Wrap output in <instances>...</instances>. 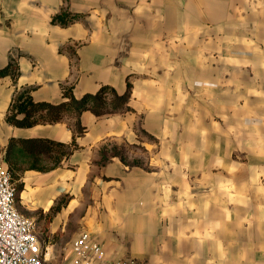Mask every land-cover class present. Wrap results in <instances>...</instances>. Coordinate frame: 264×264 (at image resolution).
Segmentation results:
<instances>
[{
  "label": "crops",
  "instance_id": "crops-1",
  "mask_svg": "<svg viewBox=\"0 0 264 264\" xmlns=\"http://www.w3.org/2000/svg\"><path fill=\"white\" fill-rule=\"evenodd\" d=\"M12 59L0 148L15 141L18 206L58 238L41 240L47 264L86 231L107 264H264V0H0V70ZM103 86L128 108L84 111L81 133L6 121L17 93Z\"/></svg>",
  "mask_w": 264,
  "mask_h": 264
},
{
  "label": "built area",
  "instance_id": "built-area-1",
  "mask_svg": "<svg viewBox=\"0 0 264 264\" xmlns=\"http://www.w3.org/2000/svg\"><path fill=\"white\" fill-rule=\"evenodd\" d=\"M16 199L12 173L0 167V264H47L37 223L18 211ZM71 253L72 258L61 264H107L103 245L87 231L75 239Z\"/></svg>",
  "mask_w": 264,
  "mask_h": 264
},
{
  "label": "trees",
  "instance_id": "trees-1",
  "mask_svg": "<svg viewBox=\"0 0 264 264\" xmlns=\"http://www.w3.org/2000/svg\"><path fill=\"white\" fill-rule=\"evenodd\" d=\"M18 65L14 59L8 66L0 70V78L11 76L13 79L18 77ZM66 100L59 104L48 102H36L29 92L17 93L10 105L6 115V121L16 127L28 128L38 124H55L64 121L66 118L77 120L76 130L81 133L83 128L80 125V117L84 111L90 110L97 116L109 115L127 110L129 94L119 95L109 86H103L96 94H86L81 99H76L71 91L64 93ZM15 141L12 140L5 157L8 162V170L12 173L13 181L17 175L15 167L9 162V152ZM23 142V141H20ZM27 146L45 151H56L64 149L63 144L54 143L47 140L26 141ZM31 146V147H32ZM21 188L23 184L21 183ZM20 188V191L22 190ZM19 189L16 187L18 194Z\"/></svg>",
  "mask_w": 264,
  "mask_h": 264
},
{
  "label": "rangeland",
  "instance_id": "rangeland-1",
  "mask_svg": "<svg viewBox=\"0 0 264 264\" xmlns=\"http://www.w3.org/2000/svg\"><path fill=\"white\" fill-rule=\"evenodd\" d=\"M5 157L6 156H5L4 152H3V149L0 148V167H6V164H5L6 163V159H5ZM14 179H15V182H14L15 187H17V189H19L18 190L19 192L17 194V199H16V201H17L16 204H17L18 211L22 215H24L26 217H29V218H32V219H34L36 221V223H37V233H38V235H39V237H40V239L42 241L43 240L44 241H48V240L55 241V240H57L58 238L56 236L51 237V235L48 234V232H49V229H48L49 217L44 218L45 221H43V222L40 223L41 219H43V216L40 219H38V217L35 216V213H33L32 211H30L29 208L28 209H25V208L22 209V208H20L18 206V200L21 197V192H22V190H23L24 187L21 188V182H20V180L17 179V177H14ZM20 188L22 189L21 191H20ZM63 201L65 202L66 199H64ZM61 238H62V236H61ZM59 240H60V238H59ZM60 243H62V241ZM61 262H62L61 259H54V261H52L51 264H53V263L54 264H59Z\"/></svg>",
  "mask_w": 264,
  "mask_h": 264
}]
</instances>
